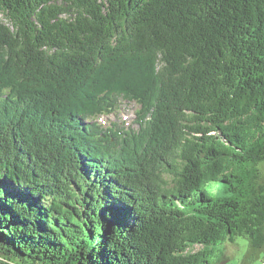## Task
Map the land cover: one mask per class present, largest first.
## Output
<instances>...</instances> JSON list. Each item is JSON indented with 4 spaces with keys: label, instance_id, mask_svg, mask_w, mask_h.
I'll return each instance as SVG.
<instances>
[{
    "label": "trees",
    "instance_id": "1",
    "mask_svg": "<svg viewBox=\"0 0 264 264\" xmlns=\"http://www.w3.org/2000/svg\"><path fill=\"white\" fill-rule=\"evenodd\" d=\"M0 13V264H215L238 236L264 253V0ZM123 100L138 128L103 126Z\"/></svg>",
    "mask_w": 264,
    "mask_h": 264
},
{
    "label": "rangeland",
    "instance_id": "2",
    "mask_svg": "<svg viewBox=\"0 0 264 264\" xmlns=\"http://www.w3.org/2000/svg\"><path fill=\"white\" fill-rule=\"evenodd\" d=\"M64 16L68 17V14H64ZM0 17L4 18L6 23H9L2 13H0ZM121 104V109L113 114H108L101 123H103V126L105 127L107 125L117 124L121 127H134L137 129L138 124L135 119L137 117V109L139 108V105L134 101L128 102L124 100ZM124 114L130 117L125 119ZM60 119L64 120L65 118ZM201 247V245H196L190 250H198ZM212 261L215 262V264H262L264 261V253L262 252L260 255L253 257L249 240L245 237L238 236L233 242L228 241L216 246V252L212 256Z\"/></svg>",
    "mask_w": 264,
    "mask_h": 264
},
{
    "label": "bare ground",
    "instance_id": "3",
    "mask_svg": "<svg viewBox=\"0 0 264 264\" xmlns=\"http://www.w3.org/2000/svg\"><path fill=\"white\" fill-rule=\"evenodd\" d=\"M24 100V99H23ZM124 101H127V100H124ZM128 102H133V101H128ZM136 103V102H135ZM137 104V103H136Z\"/></svg>",
    "mask_w": 264,
    "mask_h": 264
},
{
    "label": "built area",
    "instance_id": "4",
    "mask_svg": "<svg viewBox=\"0 0 264 264\" xmlns=\"http://www.w3.org/2000/svg\"><path fill=\"white\" fill-rule=\"evenodd\" d=\"M262 264H264V261L262 262Z\"/></svg>",
    "mask_w": 264,
    "mask_h": 264
}]
</instances>
